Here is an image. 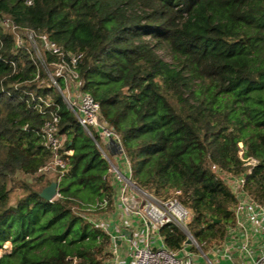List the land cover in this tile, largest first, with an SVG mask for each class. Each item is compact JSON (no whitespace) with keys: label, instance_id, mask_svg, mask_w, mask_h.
<instances>
[{"label":"trees","instance_id":"trees-1","mask_svg":"<svg viewBox=\"0 0 264 264\" xmlns=\"http://www.w3.org/2000/svg\"><path fill=\"white\" fill-rule=\"evenodd\" d=\"M0 16L83 52L81 88L119 134L132 180L178 197L198 242L224 241L235 224L236 197L212 165L243 173L240 142L258 159L247 189L264 203V0H0ZM36 61L0 25V248L12 244L0 264H108L112 237L90 215L115 209L120 184L98 134ZM32 95L60 106L59 134L73 150L63 174L39 171L53 156L41 131L50 116ZM53 180L49 201L40 192ZM161 234L175 251L187 240L172 224Z\"/></svg>","mask_w":264,"mask_h":264},{"label":"built area","instance_id":"built-area-1","mask_svg":"<svg viewBox=\"0 0 264 264\" xmlns=\"http://www.w3.org/2000/svg\"><path fill=\"white\" fill-rule=\"evenodd\" d=\"M23 1L28 5L34 2V0ZM0 25L11 31L19 46L24 45L25 41L29 43L33 56L37 60L38 70H44L49 77L47 86L55 87L61 92L64 101L89 134L93 135L92 129L98 134L103 143L101 146L103 156L110 161L111 170L122 178L123 183L119 185L115 208L123 214L132 216L136 231L133 234H113L108 220L102 217L99 225L111 235L112 242L114 243L117 239L130 242L132 264H192L189 253L182 256L179 251L169 248L161 234L163 226L172 224L183 230L188 238L190 232L187 224L192 215L191 211L181 203L178 197L156 196L138 187L132 180V168L124 153L119 134L104 119L99 102L81 88L77 66L84 55L83 52H65L47 34H37L33 30L21 29L8 17L0 16ZM25 31L27 36L23 35ZM45 52L59 59L47 61ZM39 76L38 72L37 78ZM60 80L63 81L64 87L60 84ZM32 98L36 101L38 110L43 114L49 113L50 116L41 131L45 144L52 150L53 156L39 171H58L63 174L67 165L66 156L71 155L73 150L64 148L66 138L59 134L60 106L52 97L43 98L32 95ZM240 144L239 155L245 167L243 173H231L216 164L212 165V169L223 177L237 200L234 211L235 224L229 227L226 239L217 244L218 248L223 249L224 254L230 253L233 249L243 256L244 261L249 260L248 264H264V243L255 246V243L264 235V203L259 202L247 189L248 176L257 165L258 159L245 156L244 145L242 142ZM115 154H119L120 162L126 169L125 173L114 160H111V156ZM179 192L177 190L176 194ZM206 243V241L199 243L193 237L192 243L188 245L202 249V245ZM186 245L185 242L183 250ZM244 261L241 264H246Z\"/></svg>","mask_w":264,"mask_h":264},{"label":"crops","instance_id":"crops-1","mask_svg":"<svg viewBox=\"0 0 264 264\" xmlns=\"http://www.w3.org/2000/svg\"><path fill=\"white\" fill-rule=\"evenodd\" d=\"M103 218L108 220L110 230L113 234H133L136 231L132 216L123 214L118 208H115L112 212L103 215ZM137 239L140 240L138 237ZM261 243H264V235L260 237V241L255 243V246ZM184 249L185 250L182 248L179 253L182 256L188 255L187 253H189L190 262L192 264H241L244 261L243 256L233 249L227 254H224L223 249L218 247L205 252L203 248L200 249L187 244ZM131 250L132 247L128 240L117 239L111 246L113 256L108 264H132L130 257ZM244 262L248 264L249 260Z\"/></svg>","mask_w":264,"mask_h":264},{"label":"rangeland","instance_id":"rangeland-1","mask_svg":"<svg viewBox=\"0 0 264 264\" xmlns=\"http://www.w3.org/2000/svg\"><path fill=\"white\" fill-rule=\"evenodd\" d=\"M23 35H28V34H26V31H25V33H23ZM28 38V37H27ZM160 52H161V54H162V56L166 59V60H171V57H170V54H169V51H168V49H162V50H160ZM239 146H241V144H239ZM117 153V152H116ZM111 158L114 160V162L116 163V164H118L119 166H120V168L122 169V164L119 162L120 160H121V158H120V156H119V154H115V155H113V156H111ZM50 175H54V172H50L49 173ZM112 174H113V179L115 180V181H118V184H122L123 183V181H122V178H120L114 171H112ZM28 178H33L32 176H27ZM101 213H95V214H92V215H90L91 216V218H98V219H95L97 222H101V220H102V216L103 215H101ZM200 243V242H199ZM217 243H219L218 241H216L215 239H213V241H211V242H208V243H206V244H204V245H202V244H200V245H202V248L205 250V252H208L210 249H213V248H217L218 247V244ZM195 249V248H194ZM11 250H12V244H11V242H6L1 248H0V255H2V254H4V253H9V252H11ZM196 253H197V251H196Z\"/></svg>","mask_w":264,"mask_h":264},{"label":"water","instance_id":"water-1","mask_svg":"<svg viewBox=\"0 0 264 264\" xmlns=\"http://www.w3.org/2000/svg\"><path fill=\"white\" fill-rule=\"evenodd\" d=\"M59 193V183L56 180H53L51 182V184H49L48 186L44 187L41 192H40V196L45 198L46 200H52L53 198H55ZM220 221V220H218ZM192 238L193 236L190 234L189 237L186 240L187 244H191L192 243Z\"/></svg>","mask_w":264,"mask_h":264}]
</instances>
